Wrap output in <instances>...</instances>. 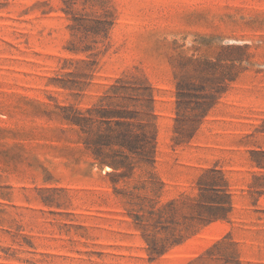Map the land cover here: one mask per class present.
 Here are the masks:
<instances>
[{
  "label": "rangeland",
  "instance_id": "374dc122",
  "mask_svg": "<svg viewBox=\"0 0 264 264\" xmlns=\"http://www.w3.org/2000/svg\"><path fill=\"white\" fill-rule=\"evenodd\" d=\"M99 20L112 22L107 38L84 36ZM222 74L235 79L193 137L179 136L190 112L176 113V85L208 87ZM119 78L143 96L155 152L151 176L137 168L116 182L63 116L90 109ZM223 192L230 212L148 254L136 197L172 202L181 222L191 204L227 208ZM190 262L264 264V0H0V264Z\"/></svg>",
  "mask_w": 264,
  "mask_h": 264
},
{
  "label": "trees",
  "instance_id": "16d2710c",
  "mask_svg": "<svg viewBox=\"0 0 264 264\" xmlns=\"http://www.w3.org/2000/svg\"><path fill=\"white\" fill-rule=\"evenodd\" d=\"M77 24L81 25V20L73 19ZM112 27V22L95 21L94 24L84 26V36L87 33L93 35L103 34L107 38L108 32ZM73 42L68 48L70 52H77ZM82 52L93 51L92 47L86 46ZM235 78L222 74L216 81V84L211 86H193L184 84L176 85V110L177 114L181 110L190 112V115L185 116V126L177 131L179 136H184L191 139L197 131L200 119H203L209 111L214 107L219 96L224 92V86L227 82H232ZM129 82L119 78L108 88V95H104L99 99L97 104H94L90 109L80 112L73 109H66L68 114L63 116L65 123L77 129L81 143L85 149L90 152V155L95 163L102 168L109 167L112 172L107 173V176L118 180H130L133 178L135 169H142L149 176L152 174L150 170L154 168V152H155V134L150 127L139 120V108L144 107V100L139 89L129 86ZM192 87V88H191ZM148 102H152V95L149 87ZM197 89L199 93L193 94V90ZM195 99L194 104L191 100ZM120 99L122 106L115 105L113 100ZM129 105L133 109L129 110ZM196 121L193 124V120ZM195 123L196 124L195 126ZM176 129V128H175ZM178 139V138H176ZM178 140H176L177 142ZM216 174L214 170L205 171L199 179ZM146 178L142 180V184L133 187L146 189V184L149 182ZM211 182L205 193H209L207 197L213 199L218 197V190L214 184L212 177ZM114 182V183H116ZM133 198V193L130 192ZM205 194H201L204 196ZM226 199L227 208L217 202L198 203L197 209L194 205H190L188 213L181 216V222L176 220V211L173 208V203L157 207L152 199L146 196L136 197V203L131 206L138 207L136 210L132 208L130 211L131 218L134 224L140 229L141 236L146 243L148 254L152 257H159L164 254L169 248L182 243L185 239L195 233L198 228L207 226L216 220L220 219L217 212L221 211L224 214L230 212V197L223 192L221 195ZM188 264H191L188 263Z\"/></svg>",
  "mask_w": 264,
  "mask_h": 264
}]
</instances>
